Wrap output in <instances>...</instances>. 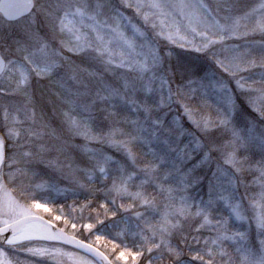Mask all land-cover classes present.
<instances>
[{
    "label": "snow or ice",
    "instance_id": "6c2138e0",
    "mask_svg": "<svg viewBox=\"0 0 264 264\" xmlns=\"http://www.w3.org/2000/svg\"><path fill=\"white\" fill-rule=\"evenodd\" d=\"M126 9L135 17L125 15ZM0 13V49L11 54L0 55V264H12L4 259L9 250L25 260H56L64 255L56 244L83 249L104 264H129V259L131 264H264V88L253 87L264 84V0L257 5L244 0H56L39 6L34 0H5ZM21 16L27 23L12 31L11 22L19 23ZM149 29L197 52L222 75L210 77L192 64H167L152 47ZM256 34L258 47H225L226 41ZM218 46L230 55L222 59ZM91 63L102 65L114 81L94 88L90 81L96 74L80 77L77 71ZM256 69L262 70L258 81L243 75ZM68 73L74 91L65 87ZM42 81L50 85L47 95L39 91ZM213 95L220 101L214 113L207 102ZM16 97L23 98L22 105ZM173 103L181 110L179 119H169ZM49 108L68 134V139L56 136L61 142L55 146L45 142L55 135L48 131ZM77 137L85 142L74 143ZM92 143H106L119 155L94 150ZM206 165L210 175L203 171ZM41 166L67 167L79 177L74 183L87 193L81 213L98 202L95 223L90 216L79 225L88 236L78 239L77 221L61 215L53 219H63L65 227L57 228L38 214L51 212L46 203L34 197L22 202L17 196L32 186ZM205 181L206 199L180 196L177 201L175 193ZM240 186L245 192L259 189L248 198L247 217L250 227L255 222L259 247L243 243L246 232L230 227L231 220L244 221L245 215L242 201L224 193ZM117 217L132 247L113 241L112 252L122 250L112 261L94 244L106 239L97 225L118 222ZM205 230L214 235L205 237ZM38 240L50 243L35 245ZM228 241L238 245L237 255L229 252Z\"/></svg>",
    "mask_w": 264,
    "mask_h": 264
},
{
    "label": "rangeland",
    "instance_id": "374dc122",
    "mask_svg": "<svg viewBox=\"0 0 264 264\" xmlns=\"http://www.w3.org/2000/svg\"><path fill=\"white\" fill-rule=\"evenodd\" d=\"M55 2H56V0H35V3H37L38 6L39 5L54 4ZM207 2L215 4L216 0H207ZM244 2L248 5L249 4L250 5H257V4H259L260 0H244ZM125 15L129 16L130 18L135 17V13L132 10L126 9ZM26 23H27V20L25 18L19 20V23H16V22L11 23V30L16 31L19 28L24 27ZM133 23H136L137 26L139 27L140 26L139 18L133 19ZM3 27H4L3 20L0 18V28H3ZM141 30L143 31V29H141ZM147 35H148L149 40L151 41L152 47L154 48L155 52L157 53V55H159L161 57V59L164 62H166L167 64H169V65L192 64V65H195L201 69L206 70L210 77H211L213 72L217 73V78L219 77V75H222L218 72V70L215 69L214 65L207 62L203 57L200 56V54L191 50L190 48L180 47L178 43L172 42L171 40L167 39L166 36L156 35L154 32L151 31V29H149V32L147 33ZM260 42H261V36L259 34H256V35H250L246 40L245 39H239V40L226 41L225 47H234L237 45H239L241 47H244L247 45L258 47ZM217 51H218V54L220 55V57L222 59L225 56L230 55L229 52L223 51L220 48V46L217 47ZM0 53L3 56H10L11 55L9 52H7L3 49H0ZM68 55H71V54H68ZM85 67H86V71L80 72L79 70H77L78 75L80 77H87L89 72L95 73L96 74L95 79H92L90 81L94 88H101V87H103L104 84L112 83L114 81V77L112 76V74L105 72L103 66L100 64L91 63ZM260 71H262V70L256 69V70H254V73H244L243 75H245L246 77H251L253 80L258 81ZM61 74H63V70H61ZM69 75H71V73H68L67 75H65V81H66L65 86H67L68 89H71L74 91L76 88V85L70 79H68ZM229 79L230 78L225 77L226 86L234 89L235 83L232 82L231 84H228ZM249 82H251V80ZM43 85H44V87L39 88V91H43L45 93V95H47V89H48V87H50V85H48L47 81H44ZM33 87L38 88L39 86L34 84ZM173 87H175V85ZM253 87L264 88V84L256 83L253 85ZM39 91H37V101L39 100ZM238 94L239 93H237V95ZM12 99L14 100V102H19L21 105L24 102L22 97H16V98H12ZM195 102L200 103V101L198 99ZM207 102H208V104L212 105L211 111L213 113L215 112L217 105L220 104V101L214 95L209 96ZM2 105H3V101H0V107H2ZM48 110L51 111L50 108ZM50 113H48L46 116V119L48 120V123H49L48 131L51 132V131L55 130V136L58 135V136L62 137V134H60L56 128V125H58V124L60 125V121H55L54 119H52L53 116L51 117ZM180 113H181V110L179 109V106L176 103H173L171 105L169 119H172V118L179 119ZM24 116H25V113L23 111H21V113H20L21 119H23ZM39 116H40V111H39V107H37V118L38 119H39ZM55 117L59 118V114H57ZM0 120H1L0 125L1 124L3 125L2 111H0ZM66 139H68V138H66ZM56 141H57L56 143H53L51 141H46V142L48 144L50 143L49 144L50 146H55L61 142L58 139ZM98 145L102 146V147L103 146L107 147V149H114V148L109 147V145L106 143L105 144H98ZM54 154H55V151L51 153V156L55 157ZM56 155H57V153H56ZM108 155H112V153L108 151ZM62 159L63 158L61 155L60 160L62 161ZM257 159H259V157H257ZM211 167L213 169L215 168V161L212 162ZM56 171H57L56 173H58L60 176V172L62 170H56ZM203 171L210 175V172H208V166L207 165L204 167ZM60 183L61 182L59 180H56V178L53 181V188L54 189H53L52 193L55 197L56 196H63L64 197V195H70V194L74 193V192H72L71 189L67 188L66 185L60 186ZM72 183H73V181L70 180V184H72ZM68 185L69 184H67V186ZM43 188L46 189V187L44 185H43ZM207 191H208L207 182L205 181L204 183H202L200 185L189 188L187 192H177L174 195L176 196L177 201L179 200L180 196H187L190 198V200H194L196 202H199L201 197H203L205 199L207 198ZM258 191H259V189H258V187H256V188L250 189L248 192H245L244 186H240L238 191L230 190L229 192L224 193L225 196H229V195L234 196L236 201H242L241 207H242V210L244 211L245 220L238 222V221L233 219L230 221V227H231L232 231L239 230L242 232H246L247 239L243 243H246L249 247L253 243H256L257 247H259L260 237L258 235V230L256 228L255 222L253 221L251 223V227H250L248 220H247V217L249 215H251V208H250L248 198H250L255 192H258ZM242 194H244V195H242ZM28 196L32 197V196H34V194H28ZM28 200L29 201H26V202H28V203L33 202L31 198H29ZM220 203L222 205V202H220ZM83 204H85V203H80V204L69 203L68 204L69 208H71L72 210L75 209L78 212V215L80 216L79 217L80 219L77 222L78 228H79V233H80V235H79L80 239H83L84 237L88 236V234L86 232H84V230L82 228L79 227L81 222H85V223L89 222L88 215L85 214L84 216H82V213L80 211V207ZM47 206L51 209L50 213H44L41 211L38 214L41 217H44V216L50 217L52 222H54V223L62 221V219L59 221L53 219V217L56 215H61L62 217H64L63 210H62V208L60 209L61 206L58 208L57 211H54L55 208L53 206L52 207L49 205H47ZM223 214L225 216H227L228 215L227 210H224ZM122 215H125V214H122ZM116 221H118V222H114L113 220L108 219L105 221V226L97 225V229L102 234L105 235L106 239L101 242L100 246H97L94 244V247H98V249L101 252H103L105 255H107L109 257V259L112 261H116V255H118V251L122 250V249H118L117 253L114 254L112 252V247H113L112 242L113 241H115L116 243H119L121 245L127 244L129 246L130 250L132 247L131 235L128 233L121 234V230L125 228L124 223L121 221L120 217H117ZM91 222L95 223V221H92V220H91ZM61 226L65 227L64 224H62ZM66 231L68 233H71L73 231L70 224L68 225ZM94 231H96V230H94ZM81 233H83V236H81ZM203 235L205 237H211L214 235V232H212L211 230H205L203 232ZM89 239H90V241L94 242L95 236L93 235ZM38 242H39V240H38ZM49 243L50 242L42 241V242L36 243V245L48 246ZM227 244L231 245V247L228 249L229 252L232 253L233 256L237 255L235 253V248L238 245L232 244L231 241H228ZM56 245H58V244H56ZM56 245H55V247H56ZM57 248H59V247H57ZM59 249L61 252L64 253V255L57 257L56 260H53L52 257H45L42 259L29 257L27 260H25L22 255L18 256L17 254H13L12 252H8L6 254V256L4 257V259L11 261L12 264H32V261L34 259L38 261V264H94L92 259L85 256L84 254H81L79 252H76V251L70 250V249H63V248L62 249L59 248ZM118 264H124V262L120 261V262H118ZM129 264H131L130 259H129Z\"/></svg>",
    "mask_w": 264,
    "mask_h": 264
},
{
    "label": "trees",
    "instance_id": "16d2710c",
    "mask_svg": "<svg viewBox=\"0 0 264 264\" xmlns=\"http://www.w3.org/2000/svg\"><path fill=\"white\" fill-rule=\"evenodd\" d=\"M43 82L44 81H42L41 83L43 84ZM65 87L68 88L67 86H65ZM50 112L51 111L48 110V113H50ZM50 115H51V113H50ZM51 117H52V115H51ZM52 119H54L55 121H60V125L59 124L56 125V128H57L58 132L60 134H62L63 139L68 138L67 132L64 131V128L61 125V117L59 116V118H57V117L53 116ZM0 127H2V124L0 125ZM56 140L57 139H56L55 135H53L51 137H45V142L51 141L53 143H56L57 142ZM84 142L85 141L83 139L77 137L74 143L83 144ZM90 147L94 150H97L99 152H103L105 154H108V151H109L112 153L113 157H115V158L119 155L118 153L115 152V149H107V147L99 146L96 143H92L90 145ZM69 154H70V152H69ZM54 156H56V152H55ZM62 158H63L62 161H65V157L63 155H62ZM65 163H66V161H65ZM56 172H57L56 170L44 169L43 166H41L40 173L36 177L33 178L32 186L30 188H28V190L24 194H21L18 192L17 196L21 199L22 202L29 201L28 200L29 198L32 199V197H34L35 201H37V202L46 203L47 205H49L51 207L53 206L55 208L54 211H57L58 208L61 206L60 209L62 208V210H63L64 218H67L69 220H76L78 222L80 219L78 212L76 210L74 211L71 208H69L68 204L69 203H75V204L86 203L84 197L87 195V193L85 191H83L82 189H80L74 183V180L79 178V177L74 175L72 169L64 167L62 169V171L60 172V176ZM55 178H56V180H59L61 182L60 186L66 185V187L71 189L72 192H74V193H72L70 195H64V197L63 196H56L55 197L52 193V191L54 189L53 188V181ZM70 180L73 181L72 184H70ZM81 182H83V181L81 180ZM38 184L44 185L46 187V189L36 188L35 185H38ZM67 184H69V185L67 186ZM28 194H34V196L29 197ZM242 195H244V194H242ZM97 208H98V202L94 200L91 207L88 209H85L83 211L82 216L87 214L88 218L91 216V218H92L91 220L95 221V217H96V211L95 210ZM100 211L102 212L103 210H100ZM44 217L46 219H48L49 221H52L50 217H48V216H44ZM55 224L60 227L62 224H64V220L62 219V221L56 222ZM79 235H80V233L78 231L77 232V238L80 239Z\"/></svg>",
    "mask_w": 264,
    "mask_h": 264
},
{
    "label": "flooded vegetation",
    "instance_id": "af4514ba",
    "mask_svg": "<svg viewBox=\"0 0 264 264\" xmlns=\"http://www.w3.org/2000/svg\"><path fill=\"white\" fill-rule=\"evenodd\" d=\"M34 2H35V0H34ZM0 18L2 19V17H1V15H0ZM3 20V19H2ZM39 242H42V241H39ZM38 241H34L33 243L36 245V243H39ZM0 247H3L2 245H0ZM56 247H59V248H63V249H70V250H74V251H76V252H79V253H81V254H84L85 256H87V257H89L90 259H92V261H93V263L94 264H100L94 257H92V256H90V255H88V254H86V253H84V252H82V251H79V250H76V249H74V248H72V247H70V246H68V245H66V244H58V245H56ZM8 252H11V250H9Z\"/></svg>",
    "mask_w": 264,
    "mask_h": 264
},
{
    "label": "water",
    "instance_id": "95a60500",
    "mask_svg": "<svg viewBox=\"0 0 264 264\" xmlns=\"http://www.w3.org/2000/svg\"><path fill=\"white\" fill-rule=\"evenodd\" d=\"M0 2H5V0H0ZM19 2L20 3H26V2H33V0H19ZM1 15H2V13H0ZM2 17H3V15H2ZM24 16H21L20 18H23ZM43 220H45V221H47L46 219H44V218H42ZM47 222H49V221H47ZM50 223V222H49ZM52 224V223H51ZM67 245H69V246H71V247H73V248H75V249H78V250H80V251H83V252H85V253H87V254H89V255H91V256H93L100 264H104V262L99 258V257H96V256H94L93 254H91V253H89V252H87V251H85V250H83V249H79V248H76V247H74L73 245H70V244H67Z\"/></svg>",
    "mask_w": 264,
    "mask_h": 264
}]
</instances>
